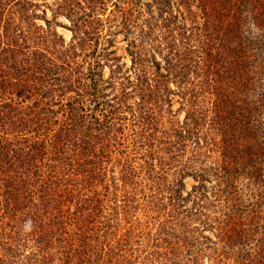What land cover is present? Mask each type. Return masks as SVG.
<instances>
[{"label":"trees","instance_id":"16d2710c","mask_svg":"<svg viewBox=\"0 0 264 264\" xmlns=\"http://www.w3.org/2000/svg\"><path fill=\"white\" fill-rule=\"evenodd\" d=\"M33 1L0 0V264H18L24 249L31 246L37 255L26 257L22 264H114L116 257L126 262L131 257L124 256L131 251H127L128 235L124 239L112 233L116 225L105 223L106 204L96 190L106 176L98 164L99 152H105L109 143L105 144V137L126 121L121 111L131 109V99L132 117L144 129H152L160 120L161 107L171 105L173 94L180 97L187 114L180 127L162 131V139L187 140L200 149L205 124L203 87L218 82H225L226 87L215 89L218 104L210 125L225 137L248 131L246 115L222 110L224 89L244 75L245 50L231 45L237 30L231 32L221 24L208 0H153L152 5H145L148 18L142 19V11L134 8L120 12V32L125 34L133 77L119 78L116 68L109 84L102 87L96 79L100 72L91 68L83 74L82 66L72 65L70 54L76 56L78 48L85 52L88 45L100 43L105 22H94L99 20L94 9L104 0H86L92 8L72 22L70 48L63 50L59 39L56 43L62 52L54 49L53 53L48 46L40 48L43 37L34 23ZM111 42L107 39L105 44ZM105 51L99 54L101 58L109 57ZM95 67L100 68L99 63ZM171 84L177 90H170ZM106 90H110L107 95ZM228 139L222 141V165L211 169L225 183V190L215 193L212 189V194L227 200L236 193L239 177L246 175L257 185L256 201L244 207L241 199L232 196L223 217L210 220L203 204L209 199L205 184L194 187L186 198L170 194V204L175 200L172 210L150 237L167 245L172 256L182 250L193 253L199 240L202 249L217 255L215 264H264V167L257 161L264 157V146L258 156L229 153ZM194 149L193 156L198 153ZM153 166L149 172L154 173ZM124 170L136 174L130 166ZM159 172L160 177L165 173ZM200 177L201 183L207 180L205 174ZM155 185L156 199H160L154 208L146 209L148 213L161 212L166 207L162 192L172 189ZM189 203L191 209L185 206ZM177 228L184 231V237L175 235ZM206 230L215 233L218 241L202 237Z\"/></svg>","mask_w":264,"mask_h":264},{"label":"rangeland","instance_id":"374dc122","mask_svg":"<svg viewBox=\"0 0 264 264\" xmlns=\"http://www.w3.org/2000/svg\"><path fill=\"white\" fill-rule=\"evenodd\" d=\"M72 2H67V0L33 1L35 7L31 8V11L36 14L34 23L41 29L40 35L43 37L40 45L41 49H46V46H48L49 49L47 50L50 53H53L54 49L62 52V48L56 43L59 39L64 42L65 48L63 50H66V47L70 48L74 36L71 31L73 28L72 22L78 21V18L82 17L83 11L87 13L89 12L88 8H92V5H89L86 0H72ZM208 2L212 13L214 11L215 17L221 19L223 26L230 28L231 32L237 30L233 34L235 37L231 45L238 44L237 49L243 47L246 55L244 75L241 73L240 78L236 79L233 85L224 89L226 90V105H223L222 110L228 108L236 114L246 115L245 120L248 122V131L249 128L251 130L249 132L239 131V134L237 131L233 136L229 133L225 137L217 131L216 127L212 128L213 126L210 125L216 110L214 106L218 104L215 89L224 87L225 82H218L216 85H204L203 87L205 103L202 111H204L205 124L202 131L203 135L200 138L202 140L201 147L196 150L194 149L195 145L192 142L188 143L187 140L180 142L177 138L162 139V131H169L171 128L176 129L184 123L187 110L181 108L180 97L172 94L171 105L161 107L160 120H156L150 130L149 127L146 129L141 127L132 117L134 109L132 103L134 101L131 99L128 105L131 106V109L122 108L121 111V115L126 118V121L120 122L105 137V140H107L105 144L109 143L106 145L105 152H99L98 160V164H102L100 169H103L106 174L103 182L96 188L97 192L101 194L100 200L106 204L102 213L107 218L105 223L114 222L116 229L112 233L116 232L118 238H124L128 235L127 239L130 241V248L127 251L130 249L131 251L124 256L131 257H127L126 262L122 261L123 258L116 257L114 264H215L214 258L217 255H212L214 251L211 252L209 248L202 249L200 243H198L199 240L194 244L195 251L193 253L187 254L186 250H182L172 256L167 245L161 241L156 243L150 237H153L159 231V224L165 221L166 213L172 210L170 205L175 200L170 204V194L176 199L179 196L186 198L192 193L194 187L205 184L204 192L207 194L206 199H209L206 201L204 199L203 204H206L205 211L210 220L223 217L232 196H235L237 200L241 199V204L244 207L249 206L251 202L253 203L257 199V197L253 198L258 193L257 185L251 182L246 175L239 177L236 183V193L234 192L232 196H228L227 200L225 196L220 194L214 196L212 194L214 189L216 193L219 189L225 190L226 185L223 182L221 183L212 171L222 165V154L225 152L221 149L224 147L223 138H229L225 145V148H229L227 150L229 153L241 152L247 156L252 153L251 155L258 156L261 153L260 148L264 146V1L208 0ZM152 4L153 0H104L102 4L95 6L94 14L99 20L96 19L94 22H105V28L102 29V38L96 46L88 45L89 47H85V52L78 48L76 56L71 53V58L73 57L71 59L72 65L82 66L83 74H89L91 68L100 72L99 75L96 74V79L100 81L102 87L109 84L110 77L116 71V68L119 78L128 77L132 79V59L127 53L125 34L120 32L122 22L120 12L122 9L134 8L133 10L137 13L142 11V16H144L141 18L144 19L148 18L149 14L145 5ZM66 5L73 8V12L67 9ZM152 10L158 16V9L153 7ZM193 10H195V7ZM70 13L73 15L71 16ZM93 27L96 28L95 25ZM116 32L118 33L116 34ZM107 39L112 41L111 45L109 43L105 44ZM103 50H106L105 52L109 54L108 58L100 57L99 54ZM95 63H99L100 68L95 67L94 69ZM89 83L91 82L89 81ZM170 90L175 91L177 87L171 84ZM129 91H132V89H129ZM109 93L110 90L104 92L106 95ZM248 111H250V116ZM243 127L245 126L243 125ZM114 130H118V132ZM112 139H115V141ZM193 149L198 152L195 156L192 153ZM150 158L153 160L151 161ZM257 161L261 162L264 167V157H262V160L258 157ZM151 164L154 165L152 167L154 173L149 172L148 167ZM128 166L136 172L135 175H130L124 170ZM182 170H184V173ZM159 171H165L164 175L160 177ZM181 174L186 175L182 178ZM202 174L207 177V180L203 183L200 181ZM159 177L161 180H158ZM156 183H159L161 187L166 186L172 189L169 192H166V190L162 192L166 207L161 212L158 210L159 212L148 213L146 209L154 208L155 202L160 199L159 196L156 199L157 194L156 189H154ZM83 194H86V191ZM92 196L90 195L91 198H93ZM185 206L191 209L192 204H185ZM72 209L74 210V207ZM175 233L176 236L184 237L182 229L177 228ZM201 236L210 238L212 242L218 241L216 234L208 230L202 232ZM197 237H199V234L196 232ZM102 241L103 239L100 242ZM171 241V244H174V239ZM254 241L250 243L249 247L253 248ZM30 248L32 249H24L20 262L36 253L33 246ZM197 256L198 261L194 262ZM20 262L18 264H22ZM98 264L102 263L99 262ZM219 264H232V262L226 261Z\"/></svg>","mask_w":264,"mask_h":264}]
</instances>
